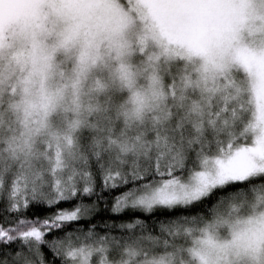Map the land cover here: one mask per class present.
Masks as SVG:
<instances>
[{
  "label": "snow or ice",
  "instance_id": "6c2138e0",
  "mask_svg": "<svg viewBox=\"0 0 264 264\" xmlns=\"http://www.w3.org/2000/svg\"><path fill=\"white\" fill-rule=\"evenodd\" d=\"M32 7L0 28V264H264V0ZM61 57L71 105L17 99Z\"/></svg>",
  "mask_w": 264,
  "mask_h": 264
},
{
  "label": "rangeland",
  "instance_id": "374dc122",
  "mask_svg": "<svg viewBox=\"0 0 264 264\" xmlns=\"http://www.w3.org/2000/svg\"><path fill=\"white\" fill-rule=\"evenodd\" d=\"M33 0H0V28L11 29L12 33L19 30V26L26 22L33 12ZM12 48L8 49L9 53H16L21 50L23 43L19 39H13ZM58 64H63L54 75H49L46 79L37 78L29 86L27 97L18 96L17 99L25 98L33 104H39L42 93L59 89L63 92V103L71 105L74 98V89L71 87L73 76V67L67 64L64 57H61ZM7 61H0V69H3ZM16 67L15 77L19 78L21 72L19 66ZM34 119H39L40 113H33ZM246 219V217H244Z\"/></svg>",
  "mask_w": 264,
  "mask_h": 264
}]
</instances>
